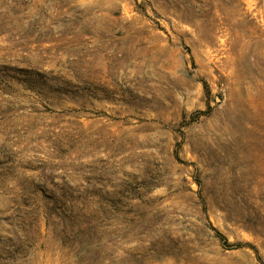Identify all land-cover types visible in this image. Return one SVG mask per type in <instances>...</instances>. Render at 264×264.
<instances>
[{
	"label": "rangeland",
	"instance_id": "374dc122",
	"mask_svg": "<svg viewBox=\"0 0 264 264\" xmlns=\"http://www.w3.org/2000/svg\"><path fill=\"white\" fill-rule=\"evenodd\" d=\"M0 264H264V0H0Z\"/></svg>",
	"mask_w": 264,
	"mask_h": 264
}]
</instances>
